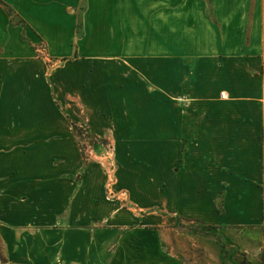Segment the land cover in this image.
<instances>
[{
    "label": "crops",
    "instance_id": "crops-1",
    "mask_svg": "<svg viewBox=\"0 0 264 264\" xmlns=\"http://www.w3.org/2000/svg\"><path fill=\"white\" fill-rule=\"evenodd\" d=\"M80 126L113 153L85 158ZM245 191L264 192V0H0L10 263L187 264L166 220L220 221L219 192L225 221L264 220Z\"/></svg>",
    "mask_w": 264,
    "mask_h": 264
},
{
    "label": "rangeland",
    "instance_id": "rangeland-1",
    "mask_svg": "<svg viewBox=\"0 0 264 264\" xmlns=\"http://www.w3.org/2000/svg\"><path fill=\"white\" fill-rule=\"evenodd\" d=\"M9 13L12 19L21 22L14 13L11 11ZM39 45V41L32 45L31 55H33L34 62L37 63V58H39L44 59L47 64H52L50 54L40 50ZM77 134L82 155L85 158H89L88 154L93 150L96 156L106 152L113 153L112 142L94 138L85 126L77 127ZM110 167L112 169L115 167L114 161ZM227 193L219 192L216 197V210L221 215L220 221L186 220L177 215L175 218L174 216L168 218L164 223L163 226L171 228V232L173 229L176 230L177 239L173 250L187 264H264V220L225 221V216L229 217L227 212L232 209L226 206ZM263 196V191L242 192L241 204L247 205L257 200L263 203L264 208ZM232 201L233 198L229 200V202ZM247 209L248 207H242V210L247 211ZM5 257L0 240V264H8Z\"/></svg>",
    "mask_w": 264,
    "mask_h": 264
},
{
    "label": "built area",
    "instance_id": "built-area-1",
    "mask_svg": "<svg viewBox=\"0 0 264 264\" xmlns=\"http://www.w3.org/2000/svg\"><path fill=\"white\" fill-rule=\"evenodd\" d=\"M39 44H40V45H39V46H40V47H39L40 50H42V51H46L45 43H44L43 41H39ZM221 96H222V97H225V96H226V92H225V91H222V92H221ZM93 151H94V150H93ZM93 151H90V152H89V155H90V154L92 155V154H93V153H92Z\"/></svg>",
    "mask_w": 264,
    "mask_h": 264
},
{
    "label": "trees",
    "instance_id": "trees-1",
    "mask_svg": "<svg viewBox=\"0 0 264 264\" xmlns=\"http://www.w3.org/2000/svg\"><path fill=\"white\" fill-rule=\"evenodd\" d=\"M4 259H5V261H6L8 264H12V263H10V262L7 260V258H6V257H5Z\"/></svg>",
    "mask_w": 264,
    "mask_h": 264
}]
</instances>
